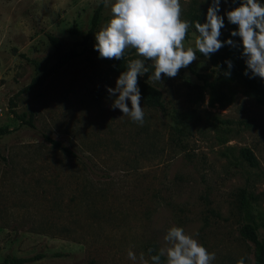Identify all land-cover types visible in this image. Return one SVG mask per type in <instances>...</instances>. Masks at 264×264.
Listing matches in <instances>:
<instances>
[{"label": "rangeland", "instance_id": "1", "mask_svg": "<svg viewBox=\"0 0 264 264\" xmlns=\"http://www.w3.org/2000/svg\"><path fill=\"white\" fill-rule=\"evenodd\" d=\"M197 1L207 10L212 3ZM100 2L0 0V128L8 131L0 136V263L17 257L29 259L25 264H135L127 256L132 250L151 264L167 230L178 226L215 253L212 264L241 258L252 264L253 246L238 229L247 222L241 207L247 200L264 238V106L240 83H221L227 100L207 96L195 120L179 115L190 109L188 84H200L196 74L210 70L207 59L174 78L148 79L162 92L167 113L141 102L140 126L111 108L107 88L116 79L78 47L77 58L25 90L53 64L46 35L66 49L81 42ZM190 3L181 0L182 19ZM239 3L221 0L222 33L230 25L225 13ZM109 19L103 6L89 46ZM196 35L187 33L185 47L195 49ZM13 113L32 115L33 126ZM208 117L234 124L220 130ZM44 134L75 156L53 149ZM244 148L256 168L241 159Z\"/></svg>", "mask_w": 264, "mask_h": 264}, {"label": "clouds", "instance_id": "2", "mask_svg": "<svg viewBox=\"0 0 264 264\" xmlns=\"http://www.w3.org/2000/svg\"><path fill=\"white\" fill-rule=\"evenodd\" d=\"M110 8V19L95 33L94 50L100 59L122 60L126 50L134 49L138 57L128 62L115 82V88H107L113 97L111 108L119 109L132 122L143 126L145 113L141 106V92L138 78L149 71L146 62H151L154 72L148 77L153 82L162 81V74L169 78L178 75L179 70L197 60L196 50L206 58L225 45L242 48L241 58L246 69L245 76L264 80V3L260 0H240L239 6L225 13L227 21L236 25L232 37H239V45L232 39L221 41V29L225 27L224 16L219 15L221 0H212L207 10L206 22L194 24L195 49L185 47V40L192 22L182 19L181 0H103ZM227 2V0H225ZM235 3V0H233ZM231 75L233 63L225 61ZM130 101L131 108L127 102ZM152 252V249H149ZM128 259L135 264H149L141 253L139 258L132 251ZM212 264L216 259L199 243L194 235L183 227H170L163 237V246L158 254L151 256V264ZM237 264H244L241 258Z\"/></svg>", "mask_w": 264, "mask_h": 264}, {"label": "trees", "instance_id": "3", "mask_svg": "<svg viewBox=\"0 0 264 264\" xmlns=\"http://www.w3.org/2000/svg\"><path fill=\"white\" fill-rule=\"evenodd\" d=\"M104 2L101 0L97 9L95 10L92 20L91 27L87 34L83 37L81 42L74 43V45L66 49L65 43L58 37L47 34V40L50 46L53 48V64L48 69L42 72L41 76H36L31 84L25 89L29 90L34 86L41 85L45 79L57 74L61 68H63L70 61L74 60L79 56L78 47H84L95 60L105 66L107 72L112 75L116 80L119 75L127 70V64L129 61L138 58L134 49L129 48L126 50L125 56L122 60L115 59H100L99 53L94 50V46H89V40L92 33L97 28L100 21V14L103 9ZM207 9L203 8L197 0H191L188 11L185 14L184 19L192 22V27L189 28L188 32H194V24L198 20L200 23L206 22ZM237 29L236 25L230 24L228 30L222 33L219 39L223 42L228 39L236 41L239 45L240 40L238 37H232L230 33ZM242 48H232L225 45L214 54H210V58H206L203 54H200L198 49L196 54L198 58L207 59L210 66V70L206 73L196 74V78L200 84H188V103L190 109L179 115L183 119H202L198 113V108L204 103L205 98L208 96L213 103H222L227 100V96L220 90V84L226 81H236L240 83L247 92L253 97L257 104L264 106V88L262 87L259 77L250 79L249 76H245L243 73L246 69L244 60L241 58ZM142 59L141 57H139ZM225 61H231L233 68L231 69V75L226 77L224 73L228 71L227 64ZM149 71L144 76L138 78V86L141 92V102L143 105L150 109H155L166 115V109L163 104V95L157 86L152 84L148 77L154 72V68L148 65ZM163 75V74H162ZM15 117L24 124L33 126V116L21 114L17 115L13 113ZM206 121L213 127L222 129L223 127H229L234 123L232 121L221 120L217 117H208ZM241 124V123H239ZM7 128H0V136L6 134ZM45 142L50 144L53 149L59 150L67 157H74L75 155L59 141L52 139L48 135H42ZM241 159L250 167L256 168L258 161L254 156L253 152L244 148L240 150ZM244 193V192H243ZM243 198V196H242ZM244 200V199H243ZM241 207L247 211V222L242 224L239 229V235L242 240L250 243L253 246V261L252 264H264V238H261L258 233V225L253 220L250 214V205L247 200L241 202ZM156 255V254H155ZM29 262V259L17 258V257H6L0 264H25Z\"/></svg>", "mask_w": 264, "mask_h": 264}]
</instances>
